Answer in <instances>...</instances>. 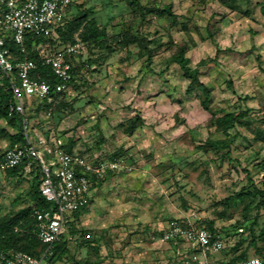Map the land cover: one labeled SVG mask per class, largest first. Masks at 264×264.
I'll return each mask as SVG.
<instances>
[{
	"label": "rangeland",
	"instance_id": "1",
	"mask_svg": "<svg viewBox=\"0 0 264 264\" xmlns=\"http://www.w3.org/2000/svg\"><path fill=\"white\" fill-rule=\"evenodd\" d=\"M75 3L106 30V41L89 46L77 35L84 50L61 117L36 116L32 128L50 144L60 138L75 151L117 154L128 169L110 174L67 220L59 256L43 264L264 260V205L254 192L264 189V0ZM181 48L199 72L190 93L174 62ZM203 87L211 90L207 110ZM242 112L228 133L218 127L220 117ZM135 116L142 120L129 134ZM1 131L13 129L0 119V160L11 146ZM207 140H231L229 153L200 147ZM35 176L0 167V221L26 209L37 216ZM191 214L201 226L213 222L222 251L163 240L170 220Z\"/></svg>",
	"mask_w": 264,
	"mask_h": 264
},
{
	"label": "built area",
	"instance_id": "2",
	"mask_svg": "<svg viewBox=\"0 0 264 264\" xmlns=\"http://www.w3.org/2000/svg\"><path fill=\"white\" fill-rule=\"evenodd\" d=\"M74 1L0 0V79L7 80L13 95L8 117H22L25 138L24 143L4 152L0 167L6 170L24 165L27 174L39 173L41 196L50 204V208L37 211L36 216L37 236L48 246L47 250L40 256L17 250L0 251V264H43L52 246L60 241L69 217L90 205L96 186L105 182L110 174L128 169L121 158L110 155L68 153L62 148L60 138L50 144L46 136L32 128L30 115L35 114L38 105L47 106L46 111L40 110L38 118L51 117L56 97L68 93L75 78L72 59H77L84 49L79 42L56 51L40 44L37 47L38 61L16 60L6 43L12 41L22 54H26L29 38L56 36ZM39 66L50 68L57 82L50 83L37 75ZM198 221L196 214L170 220L161 231L163 240L186 241L205 254L222 251L225 247L223 237L201 226ZM232 264H263V261L251 257Z\"/></svg>",
	"mask_w": 264,
	"mask_h": 264
},
{
	"label": "trees",
	"instance_id": "3",
	"mask_svg": "<svg viewBox=\"0 0 264 264\" xmlns=\"http://www.w3.org/2000/svg\"><path fill=\"white\" fill-rule=\"evenodd\" d=\"M78 4L74 3L70 6L68 10V14L65 18L64 24L58 29L57 35L49 38H29L26 43L27 53L22 54L20 52V48L16 46L12 41H7L6 47H8L11 51V54L14 59L22 60V59H30L34 61L39 60V52L37 47L42 44L47 46L51 51H56L59 48H62L66 45L75 44L78 42L77 35L81 38L83 42L87 45L100 46L103 48L104 43L106 41L107 33L104 28H102L96 21L95 18H90L92 15L89 10L88 11H80L77 8ZM134 7L135 4H132ZM139 6V4H138ZM76 10V11H75ZM122 41V38L119 39ZM82 55L79 54L78 58ZM77 58V59H78ZM72 59L74 64L73 73H76V60ZM174 62L179 65L184 76L190 80V83L187 87V93H190L196 84H199V72L197 69H192L189 66V61L185 57V48H181L177 57L174 58ZM37 75L41 76L43 79L47 80L50 83L57 82V78L53 75L50 68L39 66L37 71ZM74 80L70 83V87L73 84ZM210 89L207 87H203L204 98L201 101V104L204 109H208V102L210 98ZM66 93L59 94L55 99V105L53 108V114H58L60 118V113L66 106ZM13 100L12 92L9 88V84L7 80L0 79V119L6 121L7 125L13 129V133H8L5 131H1V134L4 137H7L10 142V148L15 145L22 144L25 142L23 125H22V117L20 115H15L12 118L8 117V109L9 104ZM44 107V108H43ZM47 106L38 105L35 111V114L30 115V119L35 118L39 115L40 110L46 111ZM242 118H246V113L242 112L239 114L228 113L222 117H220L217 121L218 127L222 129L224 133H228L230 129H234L236 124L241 121ZM142 118L140 116H135V118L130 119V126L127 129V133H132L140 123ZM231 140L229 141H212L207 140L205 144L200 147H211L212 149L218 151L220 149L227 150L229 153ZM62 148L68 153H79L83 155H97L99 157H107V154H99L94 152L85 151H75L73 148V144L64 142L62 143ZM112 158H120L117 154H110ZM8 174L11 176L22 175L24 171V165H21L14 169H6ZM36 186L33 192L32 201L35 207L38 210H45L50 208V204L46 202V200L41 196L40 193V182L41 177L38 174L35 176ZM105 182H100L96 188L102 187ZM255 194L260 197V203L264 205V189H259L255 187ZM204 227V226H203ZM212 232L216 233L213 222H209L207 227ZM62 244V236L60 241L55 243L51 248V253L48 255L47 259L51 260L58 257V253L60 252ZM253 244V243H252ZM48 246L43 244L38 236H37V220L36 217L32 214L30 209H26L20 214H16L13 217L2 219L0 221V251L7 250H17L27 252L34 256H40L43 252L47 250ZM261 258V257H259ZM46 259V260H47ZM249 259L246 254H241L235 258H232L227 264L236 263L239 261H243ZM262 259V258H261ZM263 264L264 260L262 259ZM176 264V263H174Z\"/></svg>",
	"mask_w": 264,
	"mask_h": 264
},
{
	"label": "crops",
	"instance_id": "4",
	"mask_svg": "<svg viewBox=\"0 0 264 264\" xmlns=\"http://www.w3.org/2000/svg\"><path fill=\"white\" fill-rule=\"evenodd\" d=\"M33 120V119H32ZM6 122V121H5ZM7 124V123H6ZM14 131H12L11 133H13ZM9 149V148H8ZM4 154V153H3ZM3 156V155H2ZM2 156H1V158H2ZM96 189H98V188H96ZM95 189V190H96ZM95 190H94V192H93V196H94V193H95ZM93 200V199H92ZM92 200H91V202H92ZM91 204V203H90ZM77 214V213H76ZM76 214H74V215H72V216H70L69 218H72V217H74Z\"/></svg>",
	"mask_w": 264,
	"mask_h": 264
}]
</instances>
